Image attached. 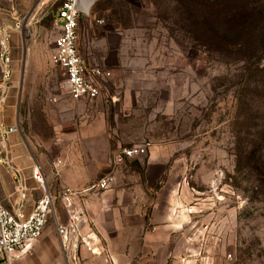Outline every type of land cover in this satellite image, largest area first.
<instances>
[{"label":"rangeland","instance_id":"rangeland-1","mask_svg":"<svg viewBox=\"0 0 264 264\" xmlns=\"http://www.w3.org/2000/svg\"><path fill=\"white\" fill-rule=\"evenodd\" d=\"M55 8L0 0L13 71L0 102L4 111L12 99L30 155L93 180L120 149L147 144L162 157V181L193 193L197 264H264V184L236 157L264 123V0H98L81 17L79 48L113 76L110 95L84 103L54 62ZM147 161L126 160L117 175L142 183Z\"/></svg>","mask_w":264,"mask_h":264},{"label":"crops","instance_id":"crops-1","mask_svg":"<svg viewBox=\"0 0 264 264\" xmlns=\"http://www.w3.org/2000/svg\"><path fill=\"white\" fill-rule=\"evenodd\" d=\"M2 69L0 65V79ZM2 90V89H1ZM0 102V122L3 129L17 127L15 131L0 132V204L14 209L21 202V193L14 178L21 172L26 198L24 210L30 213L44 191L32 176L38 164L49 190L56 195L54 208L43 235L32 241L14 264H197L200 253L194 235H191L192 213L189 208L191 194L177 179L162 178V157L157 149L148 150L144 182H128L118 175L112 188L82 193L76 203L83 213L81 230L90 235L93 253L80 244L76 251H64L57 233V225L67 223L65 207L59 198L60 189L70 186L85 189L93 174L86 180H70L60 169H49L30 155L17 121L10 115L12 99L4 96ZM8 101V104H7ZM80 103L85 101L78 100ZM6 156L7 160H4ZM88 182L86 185L83 186ZM0 264H4L0 260Z\"/></svg>","mask_w":264,"mask_h":264},{"label":"built area","instance_id":"built-area-1","mask_svg":"<svg viewBox=\"0 0 264 264\" xmlns=\"http://www.w3.org/2000/svg\"><path fill=\"white\" fill-rule=\"evenodd\" d=\"M55 5V20L60 30L55 39V64L66 73L65 87L75 100H88L96 97L110 95L109 84L112 80V71L107 67L89 62L81 53L79 48L80 20L82 14L77 9L78 0H48ZM9 28H3L0 39V62L3 68V76L0 80V89L7 88L13 71L11 68V46L9 44ZM116 99L115 95L111 96ZM4 124L0 122V132H3ZM15 131L17 127L6 129ZM148 153L147 144H138L120 149L115 156V167L98 180L92 182L85 189H74L64 186L60 189L59 198L62 201L67 223L57 225V233L61 240L64 251L71 248L77 250L80 244L87 246L89 250L96 253L90 245L93 239L90 235H83L81 224L84 220L83 213L76 203V199L82 194L90 191H104L113 187L117 177V166L122 162ZM4 160H7L4 156ZM56 174L60 175L59 164H54ZM32 176L41 186L44 195L39 198L30 213L24 210L26 198L23 178L19 170L15 171L14 178L18 190L21 193V202L14 208L9 209L0 204V260L4 264H14L22 252L26 251L30 243L40 238L48 224L50 216L55 213L54 202L56 195L49 190L45 175L38 164L32 169Z\"/></svg>","mask_w":264,"mask_h":264},{"label":"trees","instance_id":"trees-1","mask_svg":"<svg viewBox=\"0 0 264 264\" xmlns=\"http://www.w3.org/2000/svg\"><path fill=\"white\" fill-rule=\"evenodd\" d=\"M262 71L264 73V66ZM236 157L238 164L243 162L245 164L243 166L264 184V123L260 125V130L254 135L250 147L242 149L238 155L236 154Z\"/></svg>","mask_w":264,"mask_h":264},{"label":"water","instance_id":"water-1","mask_svg":"<svg viewBox=\"0 0 264 264\" xmlns=\"http://www.w3.org/2000/svg\"><path fill=\"white\" fill-rule=\"evenodd\" d=\"M98 0H78L77 9L82 15H89L91 13L92 7L96 4Z\"/></svg>","mask_w":264,"mask_h":264}]
</instances>
